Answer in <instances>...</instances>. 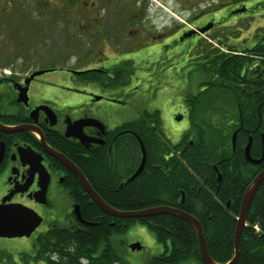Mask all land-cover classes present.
<instances>
[{"label":"trees","instance_id":"16d2710c","mask_svg":"<svg viewBox=\"0 0 264 264\" xmlns=\"http://www.w3.org/2000/svg\"><path fill=\"white\" fill-rule=\"evenodd\" d=\"M246 1L233 0L239 3ZM60 2L40 0L34 4L40 6L38 10L45 16L38 19L48 21L46 30L54 26L58 19L64 23L73 22L69 13L77 0H65L64 10L57 8ZM3 4L23 5L18 0L4 1ZM216 5L221 6V3ZM12 10L0 8L1 39L4 34L6 38V28L17 29L18 22L29 19L14 15L19 14V8L15 9L16 12ZM228 10L223 16L229 15ZM126 17L123 11L117 10L112 20L124 29L129 25L124 19ZM196 17L192 16L189 21ZM213 19L216 21V18ZM13 22L17 23L14 27ZM14 34L19 33H10L8 37ZM30 35L37 34L24 33L25 37ZM215 36H211L212 41L201 40L194 49L197 56L193 60L192 71L200 74L202 87L184 98L190 125L177 143H172L165 136L159 112L146 111L141 118L121 127L130 132L115 139L111 157H106L102 151L91 153L81 146L62 144L58 147L112 208L137 211L167 206L192 215L201 225L209 256L216 263L225 264L234 256V232L242 196L264 168V160L261 164H251L245 160L243 153L249 134L252 136L251 156L259 157L261 152L264 26L254 31L256 43L249 48L238 49L233 44L215 41ZM87 56L85 54V58ZM112 70L115 74L113 81L94 72L84 75V79L104 86H122L128 82L134 66L132 62H123ZM236 130L233 149L231 139ZM136 136L143 143L146 161L140 174L125 183L141 159ZM75 182L73 191L80 203L82 218L91 225L80 226L83 228L80 232L57 231L49 236V244L61 245L64 249L66 255L60 259L65 257V264H74L85 256L92 259L93 264L100 261L125 264L114 247H110L109 237L125 232L135 222L146 225L156 241L163 245V252L151 258L149 264H204L196 231L182 218L169 214L148 218L110 216L90 199L77 179ZM245 223L239 237L236 264H264V180L251 201ZM100 242L108 248L92 257L95 252L90 247Z\"/></svg>","mask_w":264,"mask_h":264},{"label":"flooded vegetation","instance_id":"af4514ba","mask_svg":"<svg viewBox=\"0 0 264 264\" xmlns=\"http://www.w3.org/2000/svg\"><path fill=\"white\" fill-rule=\"evenodd\" d=\"M39 7V5L34 4L0 5V8L13 9L12 12H16L15 9L19 8V14L14 15H18L19 18H29L18 22L19 28L17 29L6 28L4 30L6 38L10 33H21V36L19 37H15L14 39L10 38L11 43H9V46H14L18 52L23 50L25 51L26 49H28V51L30 50V53L33 52V49L35 52L37 50L41 51L44 48L43 46H46L47 44L44 33H46L45 27L47 26L48 21L45 19H38L45 17L44 14L38 10ZM235 8L238 9L237 7ZM90 9H93V6ZM249 11L250 9L246 7L241 14H247ZM79 13L81 15V12ZM232 13L233 10H231L228 14L232 16ZM81 17L84 16L81 15L76 18L74 23L82 26H85L87 23V25L90 26L89 28L92 29L93 35L88 37L86 40H90V42H92V40H95V37H100V39H103L102 43L105 45L100 50L101 58H98L91 67L76 70L67 66H46L37 68L32 67L24 72H21V70H19L18 67H15L14 64L2 65L10 71L7 72V75L0 74V125L7 129L3 131L0 130V204H17L31 209L40 216L41 222L30 234V236L12 238H19V240L25 242L20 244L19 247L14 248L13 250L0 248V264H65V257H63L62 260L60 259L61 256L66 255L64 249L61 248V245H55L53 243L49 244V236L55 234L57 231L69 230L71 232H80L79 230L83 229L80 226L89 225L79 222L73 212L75 206L78 205L81 215V206L73 191L76 184L75 179L78 181L79 179L68 167L59 161L58 158L49 153L48 147L53 151L64 155L68 160L70 159L58 146L62 144L74 145L76 147L81 146L91 153L102 151L106 157H111L114 151L113 145L115 139L130 132V130L121 129V127L126 123L133 122L141 118L143 113L147 111L144 110L133 120L120 123L119 125H115L110 128V126L102 121L99 116L96 117L89 116L87 114H76L78 111L77 104L80 100H82V96H85L87 98V102L89 103H94L101 99L121 104L122 102L112 97L104 96L101 93H87L83 88L75 86L74 83L92 84L98 88L99 92L105 90L124 91L125 89H135L138 86L134 85V82H139V79L134 76L136 72L135 62L133 60L134 58L137 59L140 55H142L145 60H139L137 64H143L146 61L150 63L153 68H155L156 65L161 63L160 56L162 54L165 56L168 54L170 55V58L173 59L174 56H171L174 54V48L178 43H184L187 40V45L181 48L182 51L178 53L185 55L186 64L184 67L188 69L187 76L181 77L180 85L182 87L187 86L188 80L191 81V77H193L191 74H194L200 77V81L197 83L198 90H200L202 87V78L199 73L192 71L194 65L193 60L197 56L194 49L196 48L198 42L203 39L212 41L210 39L212 38L210 32L219 26L222 27V25L219 24L220 22L215 21L213 18L205 19L199 25H195L194 29L200 28L208 22H212L213 26L211 29L202 35H192L182 41H179L178 39L181 31L170 32L169 34L163 32L158 35H138L139 38L137 39H133L135 38L134 35L133 38L128 41H122L121 44L115 48L114 52H112V58L114 59L112 62L109 59L110 57L108 58L103 50L104 48L107 49L109 44H119V39L121 38V35H123L125 28L120 29L119 26H117V21L114 19H111V21H108L107 25H105L106 23L104 24L98 17L89 23L86 20H80ZM15 24L17 23L13 22L12 26L14 27ZM237 28L238 27H235L236 31H238ZM138 30L139 29H135L132 31L136 34ZM132 31H129L128 34L130 35ZM26 32H35L37 35L25 37L24 33ZM217 33L218 34L213 38L215 41L219 40L228 45L233 44L238 47V49L249 48L256 43V39H254L253 36L254 31H252L250 36H245L243 38L240 35V30L239 33L237 32V34L229 36L224 34L222 31H218ZM12 36H15V34ZM176 38L178 39L176 40L178 43L173 45L172 41ZM248 39H251V43L246 46V41ZM90 42H87V44ZM87 50L90 51L84 53V55H92L95 51V47H89ZM0 53L8 59H16L19 57L16 56L13 58V52L9 50L3 52L1 50ZM105 61H108L110 65H105ZM123 62H132L134 70L132 74L129 75L128 82L122 86H104L102 83L87 82L84 79V75L94 72L99 73L100 75L102 74V76L107 80L113 81L115 76L114 70H112L113 67ZM57 69L63 70L71 75V79L66 81L60 80L58 82H47L42 79V76L45 73L52 72ZM41 70H44L45 72L30 79L27 85L25 102L19 101L18 88H24L26 85L25 80L29 78L33 72ZM71 70L85 72L82 74H73ZM185 88L184 89L187 90V87ZM65 92H71L73 94L66 96L64 95ZM190 94L195 93L185 92L184 98L186 95ZM184 98L183 102L188 114ZM176 117H180V120L182 118L180 115H176L175 120ZM80 119H92L97 121L91 125L83 127V133L88 138V140L84 143H82L78 137L74 138L71 136H65L67 128ZM262 134L264 135L261 131V152ZM249 136L251 135L249 134ZM247 143L243 147V153ZM261 152L259 157L261 156ZM43 186L44 193L42 194L41 190ZM65 195H67L68 201L63 199ZM112 237L113 235L109 237V241L111 244L110 247L113 248ZM0 239L9 238L0 237ZM40 241H45V243L40 244ZM107 248L108 245L105 243L103 244V242L94 244L90 247L91 251L95 252L91 256H97L98 252H103ZM93 263L92 259L87 256L79 258L74 262V264ZM99 264H108V262L100 261Z\"/></svg>","mask_w":264,"mask_h":264},{"label":"rangeland","instance_id":"374dc122","mask_svg":"<svg viewBox=\"0 0 264 264\" xmlns=\"http://www.w3.org/2000/svg\"><path fill=\"white\" fill-rule=\"evenodd\" d=\"M1 1L12 2L14 0ZM39 1L18 0V3L30 5L37 4ZM2 2L0 5H2ZM217 3H221V6H217ZM64 4L65 0H61L57 8L64 10ZM240 4H245L250 11L247 14L233 12L232 16H223L227 9H229L228 11L235 10L236 8L233 7L240 8ZM92 6L93 9H90ZM117 10L123 11L127 16L124 19L128 20L129 25L124 29L119 44H109V47L103 50L112 62L114 61L112 52L115 48L122 41L133 38L134 35L135 38L133 39L139 38L138 35H158L163 32L169 34L175 31H181L182 33L194 29L195 25H199L210 16L216 18V21L222 25V27L219 26L210 32L212 36L217 35L218 31H222L229 36L239 33L240 30V35L243 38L250 36L252 31H255L258 27L264 26V0H247L240 3L233 2V0H77L74 8L69 13L73 22L67 21L64 23L58 19L54 26L48 27V30L44 33L47 44L43 46L44 48L41 51L37 50L35 52L33 49V52L30 53V50L26 49L18 52L14 46L10 47L9 43H11L10 38L19 37L21 36L20 33L6 39L4 34V37L0 38V51L9 50L13 52V58L19 57L18 59H8L0 53V74L7 75V72L10 71L2 66L4 64H14L21 72L32 67L67 66L76 70L91 67L98 58H101L100 50L105 46L102 43L103 39L95 37L92 42L86 40L93 35L92 29L89 28L90 26L87 23L82 26L75 24L74 20L83 15L84 17H81L80 20H86L89 23L98 17L107 25ZM79 12H81V15ZM192 16L197 17L191 22L189 19ZM235 27H238V31ZM135 29H139L136 34L132 31ZM129 31H132L130 35L128 34ZM176 40L178 39L172 41L173 45L178 43ZM87 42L90 43L87 44ZM187 43L186 40L184 43L177 44L174 48V54L171 56H174L173 59L168 54L166 56L162 54L160 56L161 63L156 65L155 68L146 61V63L137 64L139 60H145L142 55L137 59L134 58L136 68L134 76L139 79V82H134V85L138 86L135 89L99 92L98 88L92 84L74 83L75 86L83 88L87 93H101L122 102L121 104L101 99L89 103L87 98L82 96V100L77 104L78 111L76 114L99 116L102 121L112 128L115 125L137 118L144 110H158L165 136L172 143H177L189 128V118L183 102L185 92L196 93L198 91L197 83L200 81L199 76L191 74L193 77H191V81L188 80L189 85L183 87L180 85L181 77L187 76L188 69L184 67L186 64L185 55L178 53L182 51L181 48L185 47ZM250 43L251 39H248L246 46ZM89 47H95V51L85 58L84 53L90 51L87 50ZM104 64L110 65L108 61H105ZM42 79L47 82L66 81L71 79V75L57 69L45 73ZM185 87H187V90H185ZM70 94L73 93H64L66 96ZM176 115H180L181 120H175ZM262 133H264V114L262 117ZM63 199L68 201L67 195ZM22 243L25 242L19 240V238L0 239V248L13 250ZM134 243L141 246L140 250L131 251L129 249V246ZM112 244L115 252L120 255L125 264H148L152 257L163 252V245L156 241L153 233L146 225L139 222L131 224L125 232L113 235Z\"/></svg>","mask_w":264,"mask_h":264},{"label":"water","instance_id":"95a60500","mask_svg":"<svg viewBox=\"0 0 264 264\" xmlns=\"http://www.w3.org/2000/svg\"><path fill=\"white\" fill-rule=\"evenodd\" d=\"M245 10V7H240L236 10H234V13H240ZM213 26L212 22L206 23L204 26L197 28V29H190L186 32H183L181 36L179 37V41H182L185 38H188L192 35H202L209 29H211ZM44 70L41 71H35L33 72L29 78L25 80V87L24 88H18L19 91V101L26 100V91H27V85L34 76L40 75L44 73ZM73 74H82L85 71H75L71 70ZM97 100V98L95 97ZM48 109V108H47ZM176 120H180V117H176ZM97 121L92 119H80L74 122L72 126H69L67 128V131L65 132V136L69 137H78L82 143L86 142L88 140L87 136L83 133V127L86 125H91ZM0 130H7L3 128V126L0 125ZM236 135L237 130L233 132L232 134V146L233 148L236 145ZM140 151H141V159L139 161V164L134 171V173L129 176L125 183L130 182L134 178H136L140 172L142 171L145 161H146V152L143 146L142 141L139 137H137ZM251 136L248 137V143L244 148V155L247 162L251 164H259L264 159V135L262 134V152L261 156L257 159L252 158L250 154V146H251ZM49 153H51L53 156L58 158L59 161H61L66 167H68L75 176L79 179L81 185L83 186L86 194L90 197V199L101 209L102 212L105 214H108L113 217L117 218H148L153 217L157 215L162 214H169L174 215L182 218L186 222H188L196 231L197 239H198V246H199V253L201 260L204 264H219L213 261V259L209 256L204 235L202 233V228L200 223L197 221L196 218H194L192 215L187 214L179 209L167 207V206H158V207H151L147 209L137 210V211H118L111 206H109L90 186L88 181L86 180L83 173L77 168L70 160H68L64 155L53 151L48 147ZM1 157V154H0ZM264 180V169L258 172V174L254 177L252 182L249 184L247 189L245 190L241 204L240 209L238 213L237 218V224L235 227L234 232V256L233 258L228 261L225 264H236L239 257V237L241 234V231L244 227L246 216L251 204V201L260 185V183ZM41 193H44V186L42 187ZM4 201V200H3ZM73 212L75 213L77 219L79 222L85 224V225H91V223L86 222L82 219L80 215V211L78 208V205L75 206L73 209ZM41 218L39 215H37L33 210L28 209L26 207L17 205V204H0V237L5 238H15V237H28L30 234L35 230V228L40 224ZM132 251L134 250H140L141 246L138 243H134L129 246Z\"/></svg>","mask_w":264,"mask_h":264},{"label":"bare ground","instance_id":"6f19581e","mask_svg":"<svg viewBox=\"0 0 264 264\" xmlns=\"http://www.w3.org/2000/svg\"><path fill=\"white\" fill-rule=\"evenodd\" d=\"M252 157V156H251ZM252 158H254V157H252ZM255 159H257V158H255ZM246 160V159H245ZM263 161H261L260 162V164L262 163ZM264 169V168H263ZM218 179H220V177H218ZM246 225V223L244 224V226Z\"/></svg>","mask_w":264,"mask_h":264}]
</instances>
